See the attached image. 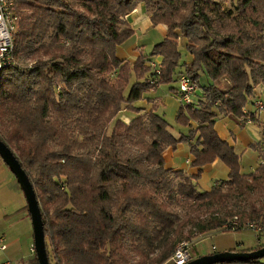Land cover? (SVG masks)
<instances>
[{"label": "trees", "instance_id": "trees-1", "mask_svg": "<svg viewBox=\"0 0 264 264\" xmlns=\"http://www.w3.org/2000/svg\"><path fill=\"white\" fill-rule=\"evenodd\" d=\"M74 1L16 0V54L27 55L35 47L38 56L49 59L40 58L28 69L1 71L0 121L8 118L9 124L0 139L37 194L50 264H130L123 247L133 248L139 257L135 264H147L180 223L172 208L193 210L217 202L225 207L230 192L244 197L264 191V153L257 169L244 174L236 149L215 128L220 116L258 122L244 109L264 83V0H238L235 10L217 0ZM140 3L154 26H167L166 38L134 61L120 59L118 48L134 35L126 17ZM180 39L192 57L183 65ZM158 56L156 87L186 74L205 94L179 109L176 121L189 128L188 135L175 136L155 106L130 124L116 119L123 110L137 112L134 103L147 98L153 75L149 64ZM202 75L211 83L200 85ZM222 80L228 88L216 85ZM258 125L264 143V123ZM182 143L190 144L197 175L166 164V150ZM216 160L228 168V179L201 191V171ZM230 217L236 216L226 208L223 217L193 226L199 233L223 231ZM262 219L264 213L253 206L240 222ZM180 239L167 243L157 264L172 257ZM33 264H39L36 253Z\"/></svg>", "mask_w": 264, "mask_h": 264}, {"label": "crops", "instance_id": "crops-1", "mask_svg": "<svg viewBox=\"0 0 264 264\" xmlns=\"http://www.w3.org/2000/svg\"><path fill=\"white\" fill-rule=\"evenodd\" d=\"M151 15L152 14L148 11L146 5L144 3H140L138 7L126 17V21L128 22L129 26L134 30V35L126 43L118 48V56L120 59L134 61L141 54H146V46H150L152 50L153 47L159 43H157L155 40L158 39L161 40L160 42H162L166 38L167 26L164 24L154 26L151 21ZM160 58L161 57L158 56V59L160 60L159 62H162V58ZM191 61L192 57H190L186 63H190ZM223 81L225 80L219 81L216 85H223ZM164 86H161L156 94L148 95L145 100L134 103V108H136L137 112L139 113L135 112L132 119L128 118L129 122H126L125 120L123 121L127 124H130L136 117L149 113L154 106L157 107L160 104V98H162L163 94L162 88ZM258 87L262 90V92L264 91V83ZM172 89H175L176 91H172ZM172 89H170V94L166 95L169 98L168 100L174 99V101L182 105L178 92V86ZM203 94V92H199L195 95L194 99L203 100ZM258 97L261 98L260 93L258 94ZM196 101L197 100H195L194 103ZM246 111L249 114L255 115L253 110H248V108H246ZM255 117L257 118L258 122H255L256 124H249L246 121H242L243 119L237 118L234 115L220 116L216 121L215 128L220 138L232 145L237 152L240 148L249 146L252 147L254 144H259L262 142V131L258 124L264 122V116L261 118V114H258V116L255 115ZM254 128L256 137L252 133ZM257 128H259L258 134ZM255 139H257V143L255 142ZM243 150H245V148H243ZM164 156L166 159V164L169 168L183 170L187 175H197L199 173V168L193 167L191 165L194 158L190 153V144L182 143L176 150L167 149ZM216 171L218 175H223L224 173L228 175L229 173V171H226L224 166H222V163L219 160H216L212 165L205 167L201 171V178L198 180V184L204 180L205 174L210 172H212L211 179L214 177L213 180H217ZM215 186L216 185L209 187V189H206V191H210ZM229 234L230 232H210L207 238L220 239L223 249L218 252H213L212 250H215V246H213L212 249L201 248V252H198L199 256L193 257L192 255V257L196 259L205 255H212L226 251H235L236 249L233 246V239H225V237H227L225 235ZM0 235L4 240L2 244L7 246L5 251L0 250V264H4L6 261H12L14 264H21L23 263V258L27 253H29L31 258L23 264H33V252L31 247L34 245V234L32 220L28 212L27 201L19 183L16 180V177L13 175L1 157ZM205 240L200 242L199 245L203 244ZM262 244L264 243L261 241L258 246ZM243 248H245V246ZM248 248L250 249V247Z\"/></svg>", "mask_w": 264, "mask_h": 264}, {"label": "rangeland", "instance_id": "rangeland-1", "mask_svg": "<svg viewBox=\"0 0 264 264\" xmlns=\"http://www.w3.org/2000/svg\"><path fill=\"white\" fill-rule=\"evenodd\" d=\"M68 1L72 3L76 2L74 0H68ZM217 1L222 3L223 7L226 9L233 8L235 10L236 9L235 7L238 4V0H217ZM73 7L76 10H80L84 12L80 7H77V6H73ZM21 12H23V14L29 13L27 10H22ZM258 18L261 19L262 14L258 15ZM155 41H157V43L158 42L160 43L161 40L157 39ZM48 42H49L48 40L45 41V46L49 45ZM185 44H186V40L181 39L179 42V48L182 52V60H181L182 65L186 63L188 59L191 57V55L185 49ZM34 49L35 47H32V51L28 53L27 55H24V54L17 55V66L18 67H20L21 69H28L32 67L36 63V61L40 58H43V60L49 59L48 56H38V54L34 52ZM150 51H151V47L146 46L145 53L149 54ZM156 59L159 60L158 57ZM179 71L180 72L184 71L183 66L180 67ZM199 81H200V85H207L208 83H211V80L208 79L206 75H202ZM132 82H134V79L132 80ZM177 86H178V83L174 82L170 85H165L162 88L163 90L162 98H160L161 99L160 104L157 106L156 109L158 111V114L160 113V115L164 116L165 119L170 124V131L175 136L180 137L182 135L189 134V128L179 125L176 121L177 114L179 112L181 104H178L176 101H174V99L168 100L169 98L166 96L167 94H170V91H171L170 89L176 88ZM228 86H229V83L223 81V85H221V87L225 89V88H228ZM160 87H158L155 92L153 93L150 92L148 95L156 94ZM199 91L203 92L201 87ZM259 93L261 94V98L257 97ZM192 99L194 101V97ZM256 100H261L264 102V91L262 92V90L259 87H257V90L254 96L251 97L246 108H248V110H253V113H255L256 116H258V114L259 115L261 114V118H263L264 111L259 113L256 111V109L253 106V103ZM134 114L135 112L132 110H126V111L123 110L117 116L116 119L125 120L126 122H129L128 118L132 119L134 117ZM263 123L264 122H261V124ZM8 124H9L8 118H6L3 121V123L0 121V133L2 134L3 137L5 136ZM114 124H115V120L112 122V124L109 127V134H111ZM254 131H255V128L253 129L252 133L256 137V134L254 133ZM258 133H259V128H257V134ZM75 135L80 140L82 139V136L81 135L79 136L78 133H76ZM256 141L257 139H255V142ZM243 148H245V150H243ZM243 148H240L237 151V153L240 156V164H241L242 172L244 174H249L251 172H254L257 169V167L261 164L262 159L260 155L264 153L262 152V149L264 148V143L261 142L260 145H258L256 149L253 146L243 147ZM222 166H224L226 171L228 170L227 167L223 163H222ZM216 174H217V180H213L214 177L211 179L212 172L206 173L204 176V180L202 181L203 183L201 182L198 185L199 189L201 191H206V189H209V187L213 185L219 186L222 181L228 179V175L226 173H224L223 175H218L216 171ZM253 206H255L258 210L264 213V191H259V192L255 191L252 194L246 195L244 197L237 196L233 192H230L229 197H228V206H225V207L217 202L216 204L214 203L206 204L204 206L195 208L193 210H190L184 207L172 208V211L176 212L179 215L180 223L176 225L175 233H173L170 236L168 241H164L158 244L159 248L156 249L153 254H151L150 256L151 259L147 262V264H157V259L162 253L166 252V249L169 246V244L167 245V243L171 242L172 240H175V238H177L178 236H181L182 239H180V241L177 243V246L183 241L184 242L188 241L192 244L191 250H192L193 257L199 256L198 252H201L200 251L201 248L212 249V247L215 246V250H212L213 252L221 251L223 249V245L221 244L220 239L207 238L210 233L209 234L199 233L197 229L194 228V226L198 224L199 222L208 221L213 217H223L226 214V208H229L231 211H233L234 216H238L241 218V215H243V213L248 214ZM232 218L233 217H230L229 220H231ZM191 231H192V234L190 233ZM215 233H222V231H216ZM225 236H227L225 237V239L226 238L233 239V243H234L233 246L236 250H239V251L248 249V247L255 248L260 243L256 235L251 231L242 230V231H238L234 233L231 232L229 235H225ZM203 240H205L203 244L199 245V243L202 242ZM261 241L264 243V236H262ZM244 246L245 248H243ZM122 252L130 264H135L136 262L139 261V257L136 256L135 253H133L135 252L133 248L123 247ZM30 258L31 256L29 255V253H27L26 256H24L23 258V263L27 262ZM261 262L262 264H264V259H261ZM164 264H169V260Z\"/></svg>", "mask_w": 264, "mask_h": 264}, {"label": "built area", "instance_id": "built-area-1", "mask_svg": "<svg viewBox=\"0 0 264 264\" xmlns=\"http://www.w3.org/2000/svg\"><path fill=\"white\" fill-rule=\"evenodd\" d=\"M20 20L19 14L16 9V0H0V73L3 68L7 66H17V54L14 44V36L17 32V24ZM160 60L155 59L150 62L149 67L152 69V77L148 83L152 86L151 92L156 91V87L161 75ZM178 92L180 101L182 104H192L193 97L200 91L198 82L190 78L186 74H182L177 79ZM205 95V94H203ZM258 97V96H257ZM204 98V96L202 97ZM260 98V97H258ZM257 112L264 111V102L256 100L253 103ZM246 113V109H244ZM247 123H253L251 119H247ZM225 230V231H224ZM222 232H238V231H251L261 242L262 236H264V219L258 221H247L241 224L238 216L234 217L230 222L224 226ZM3 238L0 235V250L5 251L7 246L3 243ZM192 244L188 241H183L176 247L172 257L169 259V264H187L192 260ZM33 253H35L34 245L31 247ZM4 264H14L12 261H6Z\"/></svg>", "mask_w": 264, "mask_h": 264}, {"label": "water", "instance_id": "water-1", "mask_svg": "<svg viewBox=\"0 0 264 264\" xmlns=\"http://www.w3.org/2000/svg\"><path fill=\"white\" fill-rule=\"evenodd\" d=\"M0 157L16 177L27 201L28 210L33 225L34 247L39 264H50L46 249V239L41 208L32 182L17 159L14 152L0 139ZM264 259V247L251 252L226 251L205 255L191 260L187 264H230L233 262H248Z\"/></svg>", "mask_w": 264, "mask_h": 264}]
</instances>
